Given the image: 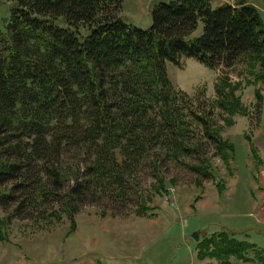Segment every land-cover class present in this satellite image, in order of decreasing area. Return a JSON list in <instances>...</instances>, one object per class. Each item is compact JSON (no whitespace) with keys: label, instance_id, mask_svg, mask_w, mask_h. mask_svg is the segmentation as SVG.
Masks as SVG:
<instances>
[{"label":"trees","instance_id":"16d2710c","mask_svg":"<svg viewBox=\"0 0 264 264\" xmlns=\"http://www.w3.org/2000/svg\"><path fill=\"white\" fill-rule=\"evenodd\" d=\"M11 1L0 0V207L8 201L14 208L0 215V241L19 209L46 208L67 180V196L78 201L121 198L131 175L148 162L158 171L165 157L197 154L193 169L208 175L209 140L216 142L215 155L229 161L233 143L220 135L211 110L194 108L167 64L183 56L212 69L244 61L254 78L246 82L264 83V23L255 4L161 1L151 10L152 24L141 28L121 19L123 0ZM241 84L226 75L215 84L213 107L229 124L250 113L238 94ZM251 151L261 163L253 144ZM157 176L139 215H155L150 203L168 193ZM78 201L66 202L72 233ZM196 248L199 260L264 264V247L225 230L202 237Z\"/></svg>","mask_w":264,"mask_h":264},{"label":"rangeland","instance_id":"374dc122","mask_svg":"<svg viewBox=\"0 0 264 264\" xmlns=\"http://www.w3.org/2000/svg\"><path fill=\"white\" fill-rule=\"evenodd\" d=\"M161 1L169 0H123L118 13L127 24L147 28L152 24L154 3ZM224 1L234 2L212 3L216 6ZM246 1L260 8L264 23V0ZM2 3L8 6L12 1ZM0 14L4 12L0 10ZM201 29L199 26L194 34H200ZM246 67L239 61L232 67L212 69L185 56L179 64H167L175 83L193 98L194 108L211 110L218 132L233 143L235 149L227 163L215 155L216 142L209 140L205 149L213 169L205 176L193 169L192 164L199 162L194 154L180 159L165 157L158 163V171L148 162L130 176V187L121 198L105 194L78 201L72 193L67 196L72 182L67 180L62 194L54 195L46 208L17 211L0 241V264H220L210 258L199 260L196 242L221 230L264 247V83L254 84L262 94L258 107L254 82H246L254 78ZM224 75L232 82H242L238 94L250 108L246 116L234 115L233 124L225 122L221 110L213 107L215 84ZM199 90L204 91L201 104ZM251 144L257 147L261 163L253 157ZM157 174L165 178L168 193L156 195L150 203L155 215H139L136 209L146 200ZM69 197L79 202L73 233L66 206ZM8 203L0 207V215L14 208ZM50 210L53 214L48 216ZM196 231L198 240L192 236ZM232 264L261 263L233 259Z\"/></svg>","mask_w":264,"mask_h":264},{"label":"water","instance_id":"95a60500","mask_svg":"<svg viewBox=\"0 0 264 264\" xmlns=\"http://www.w3.org/2000/svg\"><path fill=\"white\" fill-rule=\"evenodd\" d=\"M192 236H193V238L195 239V240H198V238H199V233L196 231V232H193L192 233Z\"/></svg>","mask_w":264,"mask_h":264}]
</instances>
